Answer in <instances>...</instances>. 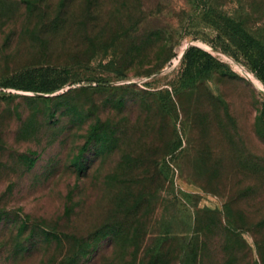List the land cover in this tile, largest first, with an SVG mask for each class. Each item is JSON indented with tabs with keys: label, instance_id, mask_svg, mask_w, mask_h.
<instances>
[{
	"label": "rangeland",
	"instance_id": "obj_1",
	"mask_svg": "<svg viewBox=\"0 0 264 264\" xmlns=\"http://www.w3.org/2000/svg\"><path fill=\"white\" fill-rule=\"evenodd\" d=\"M225 24L264 49V0H0V264H264V76Z\"/></svg>",
	"mask_w": 264,
	"mask_h": 264
},
{
	"label": "trees",
	"instance_id": "obj_2",
	"mask_svg": "<svg viewBox=\"0 0 264 264\" xmlns=\"http://www.w3.org/2000/svg\"><path fill=\"white\" fill-rule=\"evenodd\" d=\"M226 23H230V22L226 21ZM230 25L232 26V23H230ZM231 26L228 27L226 25L223 31L228 42L232 44L233 46L237 47L238 49H240L244 53V56L247 57V55H249L250 58H254L255 68L258 69L256 70L258 71L259 75L263 77L264 76V49L263 47L259 44V42H257L254 38H252L247 32H245L242 28H240V26H237V25L233 27ZM191 51L192 49H189L184 54V59L189 60ZM186 70L189 71L190 68L188 69L186 68ZM61 85L60 84L53 85L52 83H50L44 88L40 89V91L52 92L58 89ZM14 86L18 87L17 85H14ZM45 236H46L44 237L45 241L51 238L48 234L47 235L45 234Z\"/></svg>",
	"mask_w": 264,
	"mask_h": 264
}]
</instances>
